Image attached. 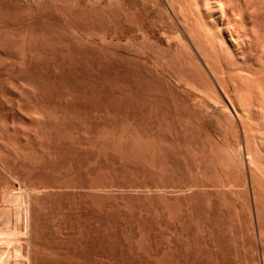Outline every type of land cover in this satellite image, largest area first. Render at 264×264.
<instances>
[{
  "label": "rangeland",
  "instance_id": "374dc122",
  "mask_svg": "<svg viewBox=\"0 0 264 264\" xmlns=\"http://www.w3.org/2000/svg\"><path fill=\"white\" fill-rule=\"evenodd\" d=\"M67 1L0 0V194L19 190V211L24 199L31 211L10 256L21 247L31 264H264V115L254 114L264 112V56L229 72L238 90L224 100L228 57L212 50L222 44L183 41L205 32L191 0H175L172 26L157 0ZM249 1L261 44L264 0ZM161 29L179 40L159 44ZM4 201L0 236L17 223Z\"/></svg>",
  "mask_w": 264,
  "mask_h": 264
},
{
  "label": "bare ground",
  "instance_id": "6f19581e",
  "mask_svg": "<svg viewBox=\"0 0 264 264\" xmlns=\"http://www.w3.org/2000/svg\"><path fill=\"white\" fill-rule=\"evenodd\" d=\"M50 1V0H49ZM69 1V0H68ZM67 1V2H68ZM122 1V0H121ZM124 1V0H123ZM149 1V0H148ZM147 1V2H148ZM168 1V2H167ZM157 0V2H158V4H160L162 7H163V10L165 11V13H166V15H167V20H170L169 21V24L172 26V25H174L175 23H174V21H172V19H171V16H170V14H173L174 13V8L175 9H177V11L179 12V13H181L182 12V10H183V7L180 5V4H178L175 0ZM177 3L178 5H176L175 6V3ZM186 1V0H185ZM244 1V0H243ZM251 1V0H250ZM249 1V2H250ZM76 2V1H75ZM140 2V1H139ZM191 2H192V4L194 5V7H195V9H196V11H197V13H198V15H200L199 16V18H200V24H201V28L202 29H204L205 30V32H202L201 34H197V33H195V34H197V36L195 37V38H193V37H191V35H186L187 36V38L185 39L184 37V39H183V41H184V43H186V41H187V44H188V41L190 42V44H201V43H203V44H222V45H220L219 47H215V46H212V50L213 51H215V52H223L224 53V55H226L227 57H228V60H226V61H224V64H222V65H219L218 67H219V73L218 74H220L221 75V77H223V79L225 78V85H223V83H222V85L223 86H220L221 88H219L220 89V91H221V95H222V97H223V93H225V94H228V93H233V91H236V90H238V88L235 86V85H237V81L230 75V73L229 72H232L231 70H233V69H235V68H241L242 67V65H246V64H248L250 61H251V59H252V57L255 55V54H259V55H263L264 56V42L263 43H261V44H259L258 43V41H257V38H256V34L254 35L253 34V31H252V29H253V26H252V22H251V15L248 13V11H247V6L249 5H246V7H245V5L243 4V2H242V0H191ZM264 2V1H263ZM78 3V2H77ZM141 3V2H140ZM151 3V2H150ZM163 3H164V5H165V3H169L168 5H166L167 6V8H166V6L164 7V5H163ZM188 3V2H187ZM57 4V3H56ZM144 4V3H143ZM182 4V3H181ZM257 4V3H256ZM264 4V3H263ZM262 4V5H263ZM12 5V4H11ZM17 5V4H16ZM32 5V4H31ZM59 5V4H58ZM186 5V4H185ZM238 6V16L237 17H235L234 15H233V7L234 6ZM36 6V5H35ZM52 6V5H51ZM68 6V5H67ZM125 6V5H124ZM140 6V5H139ZM143 6V5H142ZM145 6V5H144ZM146 6H147V4H146ZM160 6V7H161ZM190 6V5H189ZM29 7V6H28ZM109 7V6H108ZM152 7V6H151ZM154 7V6H153ZM188 7V6H187ZM264 7V6H263ZM25 8V7H24ZM40 8V7H39ZM81 8V7H80ZM142 8V7H141ZM140 8V9H141ZM150 8V7H149ZM189 8V7H188ZM31 9V8H30ZM44 9V8H43ZM73 9V8H72ZM128 9H129V7H128ZM144 9H146L145 7H144ZM155 9V8H154ZM32 10V9H31ZM97 10V9H96ZM100 10V9H99ZM191 10H193V9H191ZM190 10V11H191ZM62 11V10H61ZM89 11V10H88ZM122 11V10H121ZM141 11V10H140ZM148 11V10H147ZM185 11V10H184ZM249 11H251V10H249ZM20 12V11H19ZM90 12V11H89ZM139 12V11H138ZM163 12V11H162ZM186 12V11H185ZM22 13H24V12H22ZM64 13V12H63ZM67 13H68V11H67ZM96 13V12H95ZM150 13V12H149ZM156 13V12H155ZM178 13V14H179ZM187 13V12H186ZM251 13V12H250ZM29 14V13H28ZM35 14V13H34ZM37 14V13H36ZM62 14V13H61ZM75 14V13H74ZM73 14V15H74ZM94 14V13H93ZM146 14H147V12H146ZM175 14V13H174ZM27 15V14H26ZM65 15V14H64ZM125 15V14H124ZM132 15V14H131ZM194 15V14H193ZM10 16V15H9ZM36 16V15H35ZM55 16V15H54ZM60 16H63V15H60ZM87 16V15H86ZM92 16V15H91ZM90 16V17H91ZM101 16V15H100ZM103 16V15H102ZM137 16V15H136ZM180 16H181V14H180ZM64 18H65V16H63ZM97 17V16H96ZM145 17V16H144ZM147 17V16H146ZM151 17V16H150ZM166 17V16H165ZM173 17V16H172ZM81 18V17H80ZM187 18V17H186ZM193 18H195V16L194 17H192V19ZM68 19V18H67ZM66 19V20H67ZM89 19V18H88ZM102 19V18H101ZM135 19V18H134ZM173 19H175V18H173ZM94 20V19H93ZM99 20V19H98ZM97 20V21H98ZM161 20H163L162 18H161ZM190 20V19H189ZM196 20V19H195ZM153 21V20H152ZM176 21V20H175ZM255 21V20H254ZM142 22V21H141ZM140 22V23H141ZM145 22V21H144ZM165 22V21H164ZM100 23V22H99ZM133 23V22H132ZM150 23H152V22H150ZM155 23V22H154ZM161 23V22H160ZM176 23H177V25H179V29L180 28H182L183 27V24H182V22H178V21H176ZM184 23V22H183ZM186 23V22H185ZM193 23V22H192ZM86 24V23H85ZM89 24V23H88ZM96 24V23H95ZM101 24V23H100ZM142 24V23H141ZM156 24V23H155ZM154 24V25H155ZM191 24V23H190ZM195 24H196V22H195ZM90 25H92L91 23L89 24V26ZM94 25V24H93ZM149 25V24H148ZM101 26V25H100ZM99 26V27H100ZM129 26V25H128ZM131 26H133V25H131ZM157 26V25H156ZM160 26V25H159ZM176 26V25H175ZM87 27V26H86ZM98 27V26H97ZM152 27V26H151ZM154 27V26H153ZM152 27V28H153ZM162 27V26H161ZM83 28V27H82ZM85 28V27H84ZM88 28V27H87ZM103 28V27H102ZM150 28V27H149ZM157 28V27H156ZM255 28V27H254ZM70 29V28H69ZM76 29V28H75ZM74 29V30H75ZM91 29H92V27H91ZM93 29H95V27L93 28ZM189 29V28H188ZM73 30V29H72ZM98 30V29H97ZM172 30V29H171ZM50 31V30H49ZM83 31V30H82ZM158 31V30H157ZM183 31V30H182ZM189 31V30H188ZM72 32V31H71ZM75 32V31H74ZM96 32V31H95ZM94 32V33H95ZM113 32V31H112ZM167 32L169 33V31H166L165 29H161V33H159V37L157 38L158 39V42H159V44H173L174 42H175V39H176V41H177V39L179 40V38H177L176 36V38L174 37V35H173V37L172 36H170L171 35V32H170V34H167ZM193 32V31H192ZM197 32V31H196ZM256 32V31H255ZM27 33V32H26ZM25 33V34H26ZM52 33V32H51ZM76 33H78V32H76ZM75 33V34H76ZM91 33V32H90ZM94 33H92V34H94ZM104 33V32H103ZM147 33V32H146ZM157 33V32H156ZM183 33V32H182ZM199 33V32H198ZM28 34V33H27ZM70 34V33H69ZM81 34V33H80ZM84 34H86V33H84ZM120 34V33H119ZM152 34V33H151ZM2 35V34H1ZM18 35V34H17ZM79 35V34H78ZM82 35V34H81ZM95 35H96V33H95ZM141 35V34H140ZM10 36H12V35H10ZM72 36V35H71ZM142 36V35H141ZM46 37V36H45ZM75 37V36H74ZM78 37V36H77ZM76 37V38H77ZM84 37V36H83ZM90 37V36H89ZM103 37V36H102ZM110 37V36H109ZM133 37V36H132ZM146 37V36H145ZM23 38H24V36H23ZM108 38V37H107ZM116 38V37H115ZM134 38V37H133ZM175 38V39H174ZM16 39V38H15ZM48 39V38H47ZM143 39V38H142ZM188 39V40H187ZM77 40V39H76ZM79 40H81V39H79ZM174 40V41H173ZM181 40V39H180ZM26 41V40H25ZM72 41V40H71ZM70 41V42H71ZM75 41V40H74ZM84 42H85V40H84ZM88 42V41H87ZM93 42V41H92ZM116 42V41H115ZM181 43H182V41H180ZM180 42H176L177 44H181ZM76 43V42H75ZM125 43V42H124ZM16 44V43H15ZM81 44V43H80ZM82 44H83V42H82ZM106 44V43H105ZM116 44V43H115ZM175 44V43H174ZM46 45V44H45ZM48 45V44H47ZM68 45V44H67ZM107 45H109V44H107ZM185 45V44H184ZM210 45V46H211ZM69 46V45H68ZM100 46H101V44H100ZM111 46V45H110ZM105 47V46H104ZM131 47V46H130ZM207 47V46H206ZM205 47V48H206ZM209 47V46H208ZM39 48V47H38ZM172 48V47H171ZM174 48V47H173ZM184 48V47H183ZM114 49V48H113ZM200 49V48H199ZM159 50V49H158ZM195 50V49H194ZM203 50V49H202ZM210 51V53H212L213 51ZM93 52V51H92ZM121 52V51H120ZM151 52V51H150ZM159 52V51H158ZM205 52H206V50H205ZM24 53V52H23ZM22 53V54H23ZM191 53V52H190ZM197 53V52H196ZM214 53V52H213ZM212 53V54H213ZM207 54V53H206ZM222 54V53H221ZM27 55V54H26ZM120 55V54H119ZM126 55V54H125ZM165 55V54H164ZM163 55V56H164ZM211 55V54H210ZM209 55V56H210ZM180 56V55H179ZM213 56H215L214 54H213ZM218 56V58H219V55H217ZM216 56V57H217ZM222 56V55H221ZM128 57V56H127ZM138 57V56H137ZM212 57V56H211ZM124 58V57H123ZM190 59V58H189ZM214 59H216V58H214L213 57V60L212 61H214ZM220 59V58H219ZM261 59H263V58H261ZM139 60V59H138ZM182 60V59H181ZM201 60V59H200ZM209 60V59H208ZM145 61V60H144ZM217 61H218V59H217ZM261 61V60H260ZM132 62H134V61H132ZM158 63V62H157ZM263 63V62H262ZM213 64V63H212ZM215 64V63H214ZM213 64V65H214ZM218 64H219V62H218ZM150 65V64H149ZM155 65V64H154ZM180 65V64H179ZM213 65H211V66H213ZM216 65V64H215ZM178 66V65H177ZM204 66L207 68V71L209 72L210 71V67H209V65L207 64V63H204ZM217 66V65H216ZM155 67V66H154ZM217 67V68H218ZM248 67V66H247ZM141 69V68H140ZM213 69V68H212ZM216 69V68H215ZM248 70H249V67L247 68ZM144 70V69H143ZM158 70V69H157ZM237 70V69H236ZM242 70V69H241ZM244 70V69H243ZM198 71V70H197ZM206 71V70H205ZM217 71H218V69H217ZM187 72V71H186ZM192 72V71H191ZM213 72V71H212ZM238 72H239V70H238ZM241 72V71H240ZM244 72H245V70H244ZM144 73V72H143ZM167 73V72H166ZM250 73H251V71L249 72V75H250ZM176 74V73H175ZM192 74V73H191ZM206 74V73H205ZM210 74V73H209ZM213 73H211V75H212ZM247 74H248V72H247ZM252 74V73H251ZM259 74V73H258ZM258 74H256V76H258ZM164 75V74H163ZM183 75V74H182ZM237 76H238V73L236 74ZM253 75V74H252ZM262 75V74H261ZM169 76V75H168ZM181 76V75H180ZM209 76V75H208ZM213 76H214V78L216 79V78H218V76H216V74L214 73L213 74ZM255 76V77H256ZM186 77V76H185ZM254 77V76H253ZM195 78V77H194ZM213 78V77H212ZM257 78V77H256ZM10 79V78H9ZM179 79V78H178ZM214 79V80H215ZM223 79H222V81H223ZM241 79V78H240ZM240 79H238V80H240ZM244 79V78H243ZM246 79V78H245ZM249 79V78H248ZM191 80V79H190ZM252 80V79H251ZM251 80H250V82H251ZM254 80V79H253ZM252 80V81H253ZM186 81V80H185ZM216 81V80H215ZM218 81V80H217ZM236 81V84L234 85V84H232L231 82H235ZM241 81V80H240ZM246 81V80H245ZM200 82V81H199ZM243 82V81H242ZM241 82V83H242ZM168 83V82H167ZM188 85H190L191 87H193L195 90H196V87L194 86V84L193 83H189L188 81L186 82ZM244 83V82H243ZM5 84V83H4ZM170 84V83H169ZM179 84V83H178ZM185 84V83H184ZM251 84H254V82H252ZM167 85V84H166ZM165 85V86H166ZM221 85V84H220ZM249 85V84H248ZM245 85H243L242 86V89H241V87L240 86H238V87H240V89H241V91L243 90L244 91V89H243V87H244ZM250 86V85H249ZM252 86V85H251ZM187 87V86H186ZM204 87V86H203ZM202 87V88H203ZM247 87V86H246ZM255 87V86H254ZM254 87H253V89H254ZM217 88H218V86H217ZM260 88V87H259ZM24 89V88H23ZM25 89H27V88H25ZM191 89V88H190ZM213 89V88H212ZM216 89V88H215ZM239 89V90H240ZM246 89V88H245ZM249 90H247L246 91V93L245 94H248L247 92H249V91H253V90H251L250 88H248ZM263 90H264V88H262ZM262 89H259L260 91H259V94L261 95L262 93H263V95H262V97H264V92H262L261 90ZM13 90V89H12ZM170 90V89H169ZM185 90V89H184ZM192 90V89H191ZM17 91V90H16ZM203 91V90H202ZM21 92V91H20ZM30 92V91H29ZM167 92V91H166ZM171 92V91H170ZM199 92V91H198ZM206 92V91H205ZM218 92V91H217ZM260 92H262V93H260ZM204 93V92H203ZM216 93V92H215ZM241 93H244V92H241ZM20 94V93H19ZM159 94V93H158ZM168 94V93H167ZM195 94V93H194ZM200 94V93H199ZM235 94V93H234ZM239 94V93H238ZM244 94V95H245ZM251 94V93H250ZM257 94V93H256ZM201 95V94H200ZM199 95V96H200ZM243 95V94H242ZM253 95V94H252ZM21 96V95H20ZM204 96V95H203ZM206 96V95H205ZM218 96V95H217ZM226 96V95H225ZM224 96V97H225ZM239 96V95H238ZM248 96V95H247ZM254 96V95H253ZM252 96V97H253ZM23 97V96H22ZM179 97V96H178ZM216 97V96H215ZM223 97V98H224ZM230 97V96H229ZM262 97H261V99H262ZM25 98V97H24ZM27 98H29V97H27ZM172 98V97H171ZM213 98V97H212ZM219 98H221V97H219ZM226 98V97H225ZM225 98H224V100H225ZM204 99V98H203ZM19 100V99H18ZM24 100H26V98L24 99ZM182 100V99H181ZM222 100V99H221ZM245 100V99H244ZM244 100H242V101H244ZM246 100H247V98H246ZM263 100V99H262ZM37 101V100H36ZM200 101V100H199ZM207 101V100H206ZM209 101H211V100H209ZM251 101H253V99L251 100ZM208 102V101H207ZM227 102H229V101H227ZM245 102V101H244ZM248 102V101H247ZM263 102V101H262ZM31 103V102H30ZM177 103V102H176ZM201 103V102H200ZM213 103V102H212ZM212 103H211V105H212ZM221 103V102H220ZM224 103V102H223ZM255 103H256V101H255ZM172 104V103H171ZM207 104H209V103H207ZM215 104H217V103H215ZM229 104V103H228ZM237 105H238V103H236ZM248 104H250V103H247V105ZM254 104V103H253ZM253 104H250L251 105V107H252V105ZM257 104V103H256ZM256 104L254 105V106H256ZM203 105H205V104H203ZM225 105V104H224ZM230 105V104H229ZM228 105V106H229ZM232 105V104H231ZM246 105V106H247ZM250 105H248L247 106V108L248 107H250ZM202 106V105H201ZM214 106V105H213ZM186 107V106H185ZM240 107H241V104H240ZM257 107V106H256ZM263 107V106H262ZM197 108V107H196ZM204 108V107H203ZM215 108V107H214ZM218 108H219V106H218ZM237 108V107H236ZM242 108V107H241ZM202 109V108H201ZM225 109V108H224ZM231 109H232V107H231ZM239 109V108H238ZM243 109V108H242ZM250 109V108H249ZM258 109H260V108H258ZM20 110V109H19ZM22 110V109H21ZM203 110V109H202ZM209 111H210V109H208ZM212 110H214V109H212ZM222 110V109H221ZM221 110H219V111H221ZM226 110V109H225ZM250 110H252V109H250ZM255 110H256V108H255ZM188 111V110H187ZM223 111V110H222ZM233 111H234V109H233ZM248 111V110H247ZM254 111V110H253ZM262 111H264V109H262ZM226 112V111H225ZM227 112H228V110H227ZM211 113H212V111H211ZM214 113V112H213ZM250 114H252V112H249ZM257 113V115H264V112L262 113L260 110H257V111H254V114H256ZM197 114V113H196ZM228 114V113H227ZM244 114V113H243ZM254 114H252V115H254ZM222 115V114H221ZM235 115H236V113H235ZM241 115V114H240ZM249 115V114H248ZM246 116V115H245ZM260 116V117H261ZM259 117V116H258ZM262 117H264V116H262ZM261 117V118H262ZM236 118H237V116H236ZM242 118V117H241ZM250 118V117H249ZM38 119V118H37ZM234 119V118H233ZM253 119H256V118H253ZM252 119V120H253ZM240 120H242V119H240ZM257 120V119H256ZM259 120V119H258ZM263 120V119H262ZM218 121V120H217ZM233 121V120H232ZM237 121H238V119H237ZM235 122H236V120H235ZM252 122V121H251ZM256 122H258V121H256ZM244 123V122H243ZM259 123V122H258ZM261 123V122H260ZM264 123V122H263ZM219 124V123H218ZM235 124H237V122L235 123ZM240 124V123H239ZM250 124V123H249ZM238 125V124H237ZM236 125V126H237ZM251 125V124H250ZM258 125H260V124H258ZM264 125V124H263ZM240 126V125H239ZM262 126V125H261ZM251 127V126H250ZM260 127V126H259ZM5 128V127H4ZM254 128V127H253ZM258 128V127H257ZM256 128V129H257ZM264 128V127H263ZM3 129V128H2ZM241 129V128H240ZM250 129V128H249ZM252 129V128H251ZM262 129V128H261ZM241 131H242V129H241ZM257 131H258V129H257ZM256 131V133H258ZM262 131V130H261ZM240 132V131H239ZM263 132V131H262ZM243 133V132H242ZM241 133V135H244V134H242ZM248 133V132H247ZM12 134V133H11ZM251 134V133H250ZM252 134H253V132H252ZM260 134V133H259ZM263 134H264V132H263ZM247 135V134H246ZM261 135V134H260ZM135 136V135H134ZM251 136V135H250ZM256 136H258V135H256ZM256 136H254V137H256ZM264 136V135H263ZM248 137V136H247ZM259 137V136H258ZM244 138V137H243ZM243 138H242V141H243ZM135 139V138H134ZM247 139V138H246ZM250 139H253V138H250ZM259 139V138H258ZM241 140V139H240ZM245 140V139H244ZM256 140H257V138H256ZM250 142H251V140H249ZM9 142V141H8ZM249 142V143H250ZM254 142V141H253ZM260 142V141H259ZM264 142V141H263ZM241 143V142H240ZM25 144V143H24ZM111 144V143H110ZM248 144V143H247ZM254 144V143H253ZM258 144V143H257ZM263 144V143H262ZM135 145V144H134ZM242 145V144H241ZM243 145H244V143H243ZM251 147H252V145H251ZM253 147H256V146H253ZM133 148V147H132ZM137 148V147H136ZM242 148V147H241ZM262 149H263V146L261 147ZM243 149V148H242ZM14 150V149H13ZM17 150V149H16ZM260 150V149H259ZM150 151H152V150H150ZM239 151H241V150H239ZM252 151H254V150H252ZM258 151V150H257ZM261 151V150H260ZM259 151V152H260ZM263 152V151H262ZM212 153V152H211ZM244 153H245V151H244ZM247 153V152H246ZM256 153V152H255ZM241 154V153H240ZM242 155V154H241ZM255 155V154H254ZM253 155V156H254ZM257 155V154H256ZM259 155V154H258ZM260 156V155H259ZM29 157V156H28ZM242 157V156H241ZM263 157V156H262ZM216 158V157H215ZM246 158V157H245ZM250 158H252V157H250ZM258 158V157H257ZM260 158H261V156H260ZM193 159H195V158H193ZM244 159V158H243ZM256 159V158H255ZM263 159H264V157H263ZM39 160V159H38ZM260 161H261V159H259ZM251 161V160H250ZM257 161V160H256ZM263 162V161H262ZM261 162V163H262ZM235 163V162H234ZM246 164H247V162H246ZM246 164H244V165H246ZM260 164V163H259ZM207 165V164H206ZM217 165V164H216ZM214 166V165H213ZM239 166V165H238ZM264 166V165H263ZM263 166H262V168H263ZM1 167V166H0ZM246 167V166H245ZM248 167V166H247ZM258 167H261V165L260 166H258ZM1 169V168H0ZM206 169V168H205ZM5 170V169H4ZM242 170V169H241ZM6 171V170H5ZM7 171H8V169H7ZM10 171V170H9ZM8 171V173H9V177L10 176H12L13 174V172L11 173V172H9ZM245 171H246V169H245ZM260 171V170H259ZM263 172H264V170H262ZM242 172H243V170H242ZM7 173V174H8ZM10 173L12 174V175H10ZM245 173H247V171L245 172ZM253 174V173H252ZM257 174V173H256ZM249 175V174H248ZM251 175V174H250ZM255 175V174H254ZM264 175V174H263ZM255 176H257V175H255ZM13 177H15L14 175H13ZM258 177V176H257ZM11 178V177H10ZM9 178V179H10ZM256 178V177H255ZM259 178H260V176H259ZM13 179V178H12ZM16 179V178H15ZM17 180V179H16ZM255 180V179H254ZM43 181V180H42ZM246 181V180H245ZM250 181V180H249ZM253 181V180H252ZM256 181H257V179H256ZM259 181H260V179H259ZM15 182V181H14ZM263 182V181H262ZM21 183V182H20ZM23 183V182H22ZM21 183V184H22ZM252 183V182H251ZM255 183V185L257 186V184H256V182H254ZM15 184V183H14ZM249 184V183H248ZM253 184V183H252ZM251 184V185H252ZM18 185V184H17ZM16 185V186H17ZM23 185H26V183L25 184H23ZM22 185V186H23ZM230 185V184H229ZM14 186V185H13ZM256 186H254V187H256ZM260 186V185H259ZM15 187V186H14ZM21 187V186H20ZM28 187V186H27ZM27 187L25 188V186L23 187L25 190L27 189ZM253 187V188H254ZM260 187H262V186H260ZM16 188H18V186L16 187ZM16 188H13V189H16ZM22 188V190H24ZM28 188H30V190H33V188H31L30 186L28 187ZM252 188V189H253ZM258 188V187H257ZM263 188H264V186H263ZM4 189V188H3ZM3 189L1 188V190L3 191ZM21 190V191H22ZM29 190V189H28ZM27 190V191H28ZM6 191V190H5ZM9 191H10V189H9ZM12 191V190H11ZM16 191H18L19 192V190H16ZM16 191H15V193H16ZM43 191V190H42ZM17 192V193H18ZM29 193L28 194H30V191H28ZM3 193H4V191H3ZM3 193H1V194H3ZM6 193V192H5ZM14 192L12 193H10V194H13L12 196L14 197H12L13 199H10V201H12V200H14V201H12V202H14V204H12L11 202H9L8 201V199L10 198V196H8V195H10V194H8V195H6V196H4V194H3V197L1 196V194H0V196L2 197V199H3V201H4V198H6L7 196H8V198H6L7 199V201L12 205V206H14L15 204H16V207H17V205H19L20 206V201L18 200L19 198H20V196L21 195H16V197H18V198H16L15 197V194ZM23 193H24V191H23ZM18 194H20V193H18ZM26 194H27V192H26ZM25 194V195H26ZM27 194V195H28ZM24 196V195H23ZM29 196V195H28ZM27 196V198L29 199V197ZM1 197H0V199H1ZM254 197V196H253ZM25 198H26V196H25ZM256 198V197H255ZM1 199V200H2ZM5 199V200H6ZM22 199H23V197H22ZM27 199V200H28ZM0 200V201H1ZM25 200V202H23V204L25 203V206H21L22 207V210H23V207H25L24 208V211L22 212V211H19L20 209H18L19 208V206L16 208L15 206H14V208L12 207V209L13 210H17L15 213H14V211H12V209H11V213H13V219H12V221L15 219L16 221H17V223L15 222V220H14V223H16V226L14 227V229L13 230H10L11 232H9L8 231V233H7V235H6V233H5V231L7 230V229H10V222L11 221H9V223H8V220H7V223H8V225H6V224H4L5 226H7V227H2L3 229L4 228H7L6 230H4V235L2 234V236H3V238H2V236H0V264H31V257H30V255L29 254H31V253H28L27 252V248H26V250H25V253H24V255L23 256H20V253L21 252H19V251H21V247L20 248H18L17 247V249L16 250H14V248H12V253H17V254H19V255H13V256H10V252H9V250L7 249V247H8V244H10L11 245V241L13 240L14 241V237H16L15 239L16 240H18L17 239V237L20 239V240H22V238L23 237H25L26 238V236L27 235H29V232H28V234H27V231H28V220L29 219H31V218H29L28 219V215H29V213L27 214V211H28V209H30V208H28L29 206V203L27 204L26 203V199H24ZM3 201H1V203L3 202ZM7 201H4L5 203H4V205L5 204H7L8 202ZM19 201V204H17V203H15V202H18ZM255 201V200H254ZM253 202V201H252ZM0 203V204H1ZM8 203V204H9ZM22 204V201H21V205H23ZM27 204V205H26ZM34 204V203H33ZM42 204V203H41ZM253 204H255L254 202H253ZM0 206H2V205H0ZM9 206V205H8ZM9 206V207H10ZM33 207V206H32ZM254 207V206H253ZM255 208V207H254ZM0 209H1V207H0ZM4 209V208H3ZM1 209L0 211H1V213L4 215H6V212H3V211H6V210H10V208H6V209ZM35 209V208H34ZM3 210V211H2ZM7 211L8 213L7 214H10L9 212L10 211ZM256 210V209H255ZM30 211V210H29ZM28 211V212H29ZM31 212V211H30ZM0 213V214H1ZM34 213V212H33ZM32 213V214H33ZM2 214H1V218L3 219L4 217L2 216ZM15 214V215H14ZM4 215V216H5ZM31 215V214H30ZM259 215V214H258ZM7 216V215H6ZM6 216H5V219H7L6 218ZM12 216V215H11ZM8 217V216H7ZM2 219H0L1 220V222L2 221H4V220H2ZM259 219V218H258ZM37 220V219H36ZM39 220V219H38ZM33 221V220H32ZM21 222V223H20ZM31 222V221H30ZM39 222V221H38ZM35 223V222H34ZM13 225V224H12ZM11 225V226H12ZM3 226V225H2ZM8 226H9V228H8ZM14 226V225H13ZM12 226V227H13ZM31 226V225H30ZM0 227H1V225H0ZM36 226H34V228H35ZM1 228V229H2ZM31 228V227H30ZM29 228V229H30ZM37 229V228H36ZM32 230V229H31ZM260 230V229H259ZM30 231V230H29ZM33 231H35V230H33ZM262 233V232H261ZM260 233V234H261ZM264 233V232H263ZM263 233H262V235H263ZM34 234V233H33ZM35 234H36V232H35ZM0 235H1V231H0ZM31 235V234H30ZM261 235V236H262ZM40 236V235H39ZM12 237V240H10V238ZM32 237V236H31ZM37 237V236H36ZM42 237V236H41ZM264 238V237H263ZM27 239H30V238H27ZM262 239V238H261ZM13 241H12V245L11 246H13ZM26 241V240H25ZM28 241V240H27ZM26 241V242H27ZM23 242H24V240H23ZM25 242V244H27ZM35 242V241H34ZM7 244V246H6V248L5 249H7V250H5V249H3L4 248V246ZM17 243H18V241H17ZM16 243V244H17ZM43 243V242H42ZM263 244V243H262ZM4 245V246H3ZM14 246H15V244H14ZM17 246V245H16ZM20 246V245H19ZM27 246V245H26ZM30 246V245H29ZM3 247V248H2ZM10 247V246H9ZM33 247V246H32ZM29 250H31L30 248H28ZM11 250V249H10ZM28 250V251H29ZM33 250V249H32ZM263 253V252H262ZM12 255V254H11ZM13 257V258H12ZM35 257V256H34ZM17 258V259H16ZM39 259V258H38ZM41 263H42V261H41Z\"/></svg>",
  "mask_w": 264,
  "mask_h": 264
}]
</instances>
